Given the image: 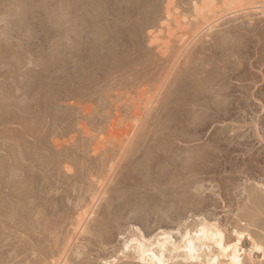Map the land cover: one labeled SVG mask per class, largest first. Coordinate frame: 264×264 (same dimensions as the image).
Listing matches in <instances>:
<instances>
[{"label": "rangeland", "instance_id": "1", "mask_svg": "<svg viewBox=\"0 0 264 264\" xmlns=\"http://www.w3.org/2000/svg\"><path fill=\"white\" fill-rule=\"evenodd\" d=\"M210 1L0 0V264H143L203 220L264 247V0Z\"/></svg>", "mask_w": 264, "mask_h": 264}, {"label": "bare ground", "instance_id": "2", "mask_svg": "<svg viewBox=\"0 0 264 264\" xmlns=\"http://www.w3.org/2000/svg\"><path fill=\"white\" fill-rule=\"evenodd\" d=\"M108 1V0H107ZM124 0H114L113 3V11H112V16L115 15L117 12H120L122 10H124V5L123 2ZM236 1V0H235ZM239 1V0H238ZM211 2V3H210ZM230 2V1H229ZM242 3V1H240ZM245 2V1H244ZM244 2L242 3L244 6ZM107 3V2H106ZM193 5H194V11L196 14L198 15H202L208 12H211L210 10L212 9V5L210 7V4H212V1L210 0H193ZM232 3V2H230ZM234 3V2H233ZM246 3V2H245ZM248 3V2H247ZM246 3V4H247ZM252 3V2H251ZM173 4V3H172ZM171 4V5H172ZM249 4V3H248ZM253 4L255 5V3L253 2ZM257 4V3H256ZM264 4V2H263ZM111 5V4H110ZM170 5V2L169 4ZM167 5V15L170 16L169 14L171 12H169V7ZM245 6H252L250 5H245ZM193 7V6H192ZM227 7V6H226ZM232 7V6H231ZM241 7V6H240ZM258 7V6H256ZM260 7V6H259ZM258 7V8H259ZM262 7V6H261ZM264 7V6H263ZM211 8V9H210ZM228 8V7H227ZM243 8V7H241ZM245 8V7H244ZM250 8V7H249ZM254 8V7H253ZM127 9V7L125 8ZM210 9V10H209ZM251 9V8H250ZM260 9V8H259ZM263 9V8H262ZM129 10V9H128ZM165 10V9H164ZM209 10V11H208ZM244 10V9H243ZM247 10V9H246ZM249 10V9H248ZM257 10V9H256ZM255 10V11H256ZM207 11V12H206ZM231 11V10H230ZM237 11V10H236ZM236 11H232L231 13H236ZM242 11V10H240ZM239 12V11H238ZM262 12V10H261ZM125 13V11H124ZM229 14V13H228ZM263 14V13H262ZM116 16V15H115ZM196 17V15H194ZM222 16V15H221ZM226 16V15H225ZM161 17V16H160ZM166 17V16H165ZM170 18V17H167ZM166 18V19H167ZM153 19V18H152ZM160 19V18H159ZM166 19L164 21H166ZM217 19V18H216ZM224 19V18H223ZM170 20V19H169ZM219 20V18H218ZM161 21H163V19L161 18ZM215 21V20H214ZM213 21V22H214ZM217 21V20H216ZM212 22V21H211ZM210 22V23H211ZM150 23V22H149ZM165 23V22H164ZM169 23V21L167 22ZM217 23V22H215ZM154 24V23H153ZM157 25V24H156ZM162 25V24H160ZM166 25V24H164ZM168 25V24H167ZM217 25V24H216ZM219 25V24H218ZM159 26V25H157ZM210 26V25H209ZM215 26V25H214ZM213 26V27H214ZM150 27V25H149ZM212 27V29H213ZM218 27V26H217ZM157 28V27H156ZM160 28V27H159ZM163 28V26L161 27ZM160 28V29H161ZM207 28V27H206ZM203 28V29H206ZM211 28V27H209ZM202 29V30H203ZM208 29V28H207ZM201 30V31H202ZM200 31V32H201ZM209 31V29H208ZM199 32V33H200ZM206 33V32H205ZM207 35V34H206ZM196 40V39H195ZM191 41V40H190ZM189 42V41H188ZM192 42V41H191ZM200 42V41H198ZM183 45V44H182ZM167 46V44H166ZM187 44L185 45L184 48H186ZM191 46V45H190ZM192 47V46H191ZM183 48V49H184ZM163 49V48H162ZM167 49V48H166ZM187 49V48H186ZM191 49V48H190ZM189 50V49H188ZM183 51V50H182ZM187 51V50H186ZM163 52V51H162ZM181 53V52H180ZM183 53V52H182ZM180 55V54H179ZM183 56V55H182ZM177 61V60H175ZM177 63V62H174ZM174 66V65H173ZM172 66V67H173ZM177 66V65H176ZM171 72V68L170 71ZM174 72V71H173ZM173 74V73H172ZM171 74V75H172ZM174 75V74H173ZM165 78H168L167 76ZM165 80V79H164ZM168 80V79H167ZM166 80V82H167ZM170 81V80H169ZM165 84V82H164ZM163 88V87H162ZM174 90V89H173ZM161 91V89H160ZM172 93V92H171ZM172 95V94H171ZM171 103V102H170ZM152 106V105H151ZM151 106H148V108H151ZM138 107V106H137ZM145 114H147V112H145ZM139 115V114H138ZM144 115V114H143ZM146 116V115H145ZM139 117V116H138ZM142 119V118H141ZM115 125V123H114ZM111 127V126H110ZM109 127V128H110ZM113 127V126H112ZM130 136V135H129ZM132 136V135H131ZM129 138V137H128ZM131 142V141H129ZM129 144V143H128ZM97 146V145H96ZM119 148V147H118ZM127 148V145H126ZM125 150V149H124ZM125 151L122 152V154ZM111 155V154H110ZM114 155V154H113ZM122 157V156H121ZM109 158V157H108ZM120 160V159H119ZM106 161V160H105ZM113 166V163H112ZM117 166V165H116ZM111 169H113L111 167ZM115 170V169H114ZM113 170V171H114ZM107 183V181H106ZM103 187V186H102ZM98 190V189H97ZM104 191V190H103ZM100 193V192H99ZM102 193V192H101ZM98 194V193H97ZM95 195V194H94ZM99 195V194H98ZM104 194H102L103 196ZM95 198V197H93ZM97 198V197H96ZM97 200V199H96ZM95 200V201H96ZM92 202V201H91ZM97 202V201H96ZM94 203V201H93ZM98 204V202H97ZM93 207V206H92ZM97 207V206H96ZM88 209L87 212H90ZM94 210V209H92ZM88 213H86L87 215ZM85 215V214H84ZM93 215V214H92ZM82 216V215H81ZM91 216V215H90ZM84 217V216H83ZM82 217V218H83ZM92 217V216H91ZM89 218V217H88ZM80 219V218H79ZM84 219V218H83ZM87 219V218H86ZM84 219V220H86ZM83 221L79 222V230H81L83 228ZM245 224V223H244ZM85 225V224H84ZM85 228V227H84ZM76 229V228H75ZM242 230V229H241ZM237 230L234 229V234L237 237L236 240L234 242L232 241H227V233L225 232V230L223 228H221V226H219L217 223L214 222H208V221H204L199 223V225H197V228H195L194 230H188L185 231V233L182 236V240L181 242H173L171 240V236L169 234H167L166 232H163L161 234V236L158 238L157 241L155 242H148V243H144L142 241H137V244L135 245L136 247V257L137 261L140 260L141 262H144L143 264H146L145 262H147V264H178L173 262L174 259H176L177 256L172 255V253L175 252H179L180 256L183 257V260L185 261L184 263H199V264H255L254 261H252L251 259L247 261V259L245 258L246 256V252L247 250L243 247L242 243L243 240L246 237H251V240L253 238V236H251V234L249 232H246L245 230ZM77 231V229H76ZM78 232V231H77ZM75 232V234L77 233ZM81 234V233H80ZM77 235H76V239H77ZM247 239V238H246ZM73 240V239H72ZM136 240V239H135ZM254 240V241H253ZM252 242L254 249H256L257 251H261V249H264V247L262 246V244L257 243V241L255 239H253ZM133 243L134 240H132ZM256 241V242H255ZM72 242V241H71ZM70 242V245H71ZM259 242V241H258ZM189 245H191V247H189ZM66 249V248H65ZM63 249V250H65ZM70 249V248H68ZM67 250V249H66ZM167 251L170 252V255H167ZM264 253V251H261ZM61 253V252H60ZM64 253V251H63ZM66 253V252H65ZM62 254V253H61ZM68 254V253H67ZM176 254V253H175ZM59 255V254H58ZM64 255V256H63ZM63 260L65 254H63ZM250 255V254H249ZM60 257V256H58ZM68 258V257H67ZM60 259V258H59ZM253 259V258H252ZM61 260V259H60ZM177 260V259H176ZM67 261V260H66ZM64 261V262H66ZM139 261V262H140ZM180 262V260H177ZM62 262V261H59ZM58 262V263H59ZM183 262V261H182ZM182 262L180 264H182ZM63 263V262H62ZM67 263V262H66ZM127 263V262H126ZM53 264V263H52ZM61 264V263H60ZM64 264V263H63ZM257 264V263H256Z\"/></svg>", "mask_w": 264, "mask_h": 264}, {"label": "snow or ice", "instance_id": "3", "mask_svg": "<svg viewBox=\"0 0 264 264\" xmlns=\"http://www.w3.org/2000/svg\"><path fill=\"white\" fill-rule=\"evenodd\" d=\"M248 239H251V237H248ZM189 247H191V245H189ZM261 251H264V249H261Z\"/></svg>", "mask_w": 264, "mask_h": 264}]
</instances>
